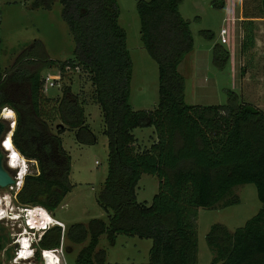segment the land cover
Segmentation results:
<instances>
[{"label":"trees","instance_id":"obj_1","mask_svg":"<svg viewBox=\"0 0 264 264\" xmlns=\"http://www.w3.org/2000/svg\"><path fill=\"white\" fill-rule=\"evenodd\" d=\"M52 1L32 0L30 7L49 9ZM181 1H136L142 46L157 65L154 109L133 110L129 103L132 61L126 32L118 24L117 0H60L61 18L74 43L73 58L46 55L41 57L43 67L31 70L28 64H36L40 55L29 50L0 74V112L9 107L16 115L12 145L37 168L24 177L17 193L20 203L54 212L74 186L71 158L60 134L73 131L82 145L96 142L86 123L85 98L70 85L60 87V96L47 97L42 68L57 69L60 80L69 69L87 73L108 139L107 172L96 196L107 220L92 218L87 225L73 223L63 231L53 226L41 236L40 248H57L62 236L73 244L88 238L73 264H103L104 250L95 251L99 237L106 235L113 245L116 235L124 234L151 240L147 264H197L198 210L238 204V196L229 195L232 188L251 183L263 207L233 231L220 223L211 225L205 241L214 253L212 264H264V112L238 101L233 91H228L225 104L185 103L178 66L193 49V35L179 12ZM243 7L246 21L264 18V0H259L256 15H247ZM201 34L214 38L209 31ZM33 44L43 47L39 40ZM212 54L220 69L230 59L221 42L212 46ZM52 122H57L55 133ZM137 127H153L156 139L148 148L138 147L132 134ZM142 174L158 179L149 205L136 200ZM2 247L0 236V251Z\"/></svg>","mask_w":264,"mask_h":264},{"label":"rangeland","instance_id":"obj_2","mask_svg":"<svg viewBox=\"0 0 264 264\" xmlns=\"http://www.w3.org/2000/svg\"><path fill=\"white\" fill-rule=\"evenodd\" d=\"M31 1L0 0V74L8 71L29 50L40 55L36 59L38 63L28 64L27 68L31 70L43 67L41 57L46 55L56 60L73 58L74 43L61 18L60 0H53L49 9H32ZM136 1L117 0L120 9L118 24L126 32V46L132 61L129 103L133 110H151L158 101L157 65L142 46ZM226 2V10L220 8V0H182L179 5V12L189 22L193 35V49L178 66L183 77L184 101L202 106L225 104L229 100L228 91H233L238 101L264 112V18L249 19L253 21L238 19L242 14V3L247 15H256L259 12V0ZM221 29L227 32V43L223 44L230 53V59L220 69L213 63L212 46L220 43ZM202 31L211 32L214 38L207 39L201 34ZM35 40H39L43 47L33 44ZM40 73L44 77L59 78L53 87L44 90L47 97L60 96V87L70 85L74 93L85 98L86 123L96 136L94 144L82 145L76 141L73 131L66 130L60 134L62 147L71 158L69 179L74 186L52 212L54 218L66 225H87L92 218L106 221L107 213L97 204L96 196L107 172L108 139L102 133L100 109L91 99L92 87L88 75L79 68L67 70L61 80L55 68H42ZM54 75L57 77H53ZM56 124L57 122L49 123L50 130L54 133ZM132 134L141 149L149 147L152 136L155 137L153 127H137ZM25 159L28 173H36L34 161ZM18 170H15V175ZM157 190V177L142 174L135 189L136 200L149 205ZM229 195H237L240 202L226 207L216 204L213 208L198 210L197 264H212L214 253L205 241L211 225L220 223L233 231L242 227L263 207L257 199L256 188L251 183L235 185ZM23 228L22 221H0V236L3 239L0 260L3 264L9 263L15 256L18 246L14 242ZM87 242L88 238L78 244L64 239L65 264H73L77 253ZM150 246V239L124 234L116 235L114 244L111 245L103 234L99 237L95 251L104 250L103 264H147ZM35 250L32 261L34 264H41V250L37 246Z\"/></svg>","mask_w":264,"mask_h":264},{"label":"built area","instance_id":"obj_3","mask_svg":"<svg viewBox=\"0 0 264 264\" xmlns=\"http://www.w3.org/2000/svg\"><path fill=\"white\" fill-rule=\"evenodd\" d=\"M226 33L227 32H226L225 29H221L220 32H219V39H220V42L222 44L223 43H227ZM58 79L52 78L50 76L45 77L44 84H43V89L46 90L47 87H53L54 86V82L57 81ZM6 111L7 112H10V111L13 112V118H6L4 116V113ZM0 117H3V118H5V119H7L9 121L10 129L13 131V129H14L15 125H16L14 111L12 109H10L9 107H4V108L1 109ZM8 133L9 132H7L4 135V139L1 142L2 146L5 143V140L7 138ZM9 156H11V155H9ZM18 175L17 176L13 175V181H14L13 184L6 186L5 187L6 189L5 188H0V190L3 191L2 195H4V196L12 195L15 199H17V193L21 189V187L23 185V181H24V177L22 175L21 176L19 175V178H18ZM4 189H5V191H4ZM0 193H2V192L0 191ZM18 205H19L20 210L24 213L25 224L28 227H30V228L33 227L32 232H31L32 236L35 235L34 231L36 229H38V232L40 233V235L43 234L47 230V228L49 226V224H48L49 221H52L51 223H54L56 226H60L62 228V230L64 229V227L62 225V222H60L59 220L57 221L56 219H52L49 211H47V209L45 207H43L41 205H25V204H22L20 202L18 203ZM46 212H47V218L46 219H44V220L43 219L36 220L37 217L33 219L32 215H38L39 214L38 216H42V214H44ZM0 214H1V211H0ZM23 231H26V229L24 228ZM16 243H17L18 247H17V250H16L15 254L16 253H20V252H24V250H25L24 243H26V237L24 235H20L16 239L15 244ZM38 243L36 244L37 246H38ZM52 250H56L58 253H60L61 258L63 259V236L61 237L60 245L57 248H54V249H42L41 250L42 259H44L46 257V253L52 252ZM15 258L16 257H13L12 260L10 261V263H15V262H12L13 260H15Z\"/></svg>","mask_w":264,"mask_h":264},{"label":"clouds","instance_id":"obj_4","mask_svg":"<svg viewBox=\"0 0 264 264\" xmlns=\"http://www.w3.org/2000/svg\"><path fill=\"white\" fill-rule=\"evenodd\" d=\"M15 113V112H14ZM3 118V117H2ZM16 120V119H15ZM10 126V124H9ZM15 128V127H14ZM14 130V129H13ZM10 131V130H9ZM8 131V132H9ZM13 132V131H12ZM7 133V132H6ZM12 135V134H11ZM3 147V146H2ZM16 149V148H15ZM7 152V151H6ZM12 154H15V156L17 157V159L21 162V165H17L15 168H10L9 169H12V170H17V173L16 175L19 174L21 168L24 169L23 171V174L22 176L25 177L26 174H28V167L26 166V159L25 157H23V155L16 149L15 151H10L9 153L7 152V156L9 155H12ZM7 161H8V158H7ZM22 165H24L22 167ZM15 175V174H13ZM3 193H0V211H1V214H0V220L2 219H9V220H12V221H17V220H21L24 224V228L26 229V233L23 235L26 237V245H27V251L29 252L30 256L32 257L33 256V253L35 251V246L36 244L39 242L40 240V237L43 235L38 232V229H36L34 232H35V235L32 236L31 232H32V228L28 227L26 224H25V216H24V213L20 210L19 208V201L18 199H15L12 195H7V196H4L2 195ZM17 200V201H16ZM12 205V206H11ZM11 206V207H10ZM10 207V208H9ZM47 211H49L47 209ZM50 213V212H49ZM51 215V213H50ZM43 217V218H42ZM39 216L36 218V220H41V219H46L47 218V212L43 214V216ZM53 217V216H52ZM49 226L47 228V230L53 226H56L54 223H50L48 222ZM28 230V231H27ZM46 230V231H47ZM64 230V229H63ZM62 230V231H63ZM40 256H41V253H40ZM42 259V257H41ZM24 261V260H23Z\"/></svg>","mask_w":264,"mask_h":264},{"label":"bare ground","instance_id":"obj_5","mask_svg":"<svg viewBox=\"0 0 264 264\" xmlns=\"http://www.w3.org/2000/svg\"><path fill=\"white\" fill-rule=\"evenodd\" d=\"M4 116L6 118H13V112H11V111L7 112L6 111L4 113ZM11 134H12V130L9 131V133L7 135V138L5 140V143L3 144L4 150L7 151L8 153L10 151L12 152V151L16 150L13 147L12 142H11ZM7 158H8V163L7 164H8V166L10 168H15L17 165H21V162L17 159L15 154H12L11 156H7ZM23 166L24 165H22V167ZM23 171H24V169L21 168V170L19 172L20 176L23 174ZM19 175H18V178H19ZM38 215H32L33 219L36 218V217H39ZM42 216H43V214H42ZM51 218L54 219L52 216H51ZM49 222L51 223L52 221H49ZM23 233H26V231H24ZM26 247H27V245L24 243V248H25L24 252L16 253L15 256H14L16 258L12 262L21 263L23 260H28V259L31 258V256H30L29 252L27 251ZM61 260H62V258H61L60 253H58L56 250H52V252L46 253V257L44 259H42V262H43V264H61Z\"/></svg>","mask_w":264,"mask_h":264},{"label":"water","instance_id":"obj_6","mask_svg":"<svg viewBox=\"0 0 264 264\" xmlns=\"http://www.w3.org/2000/svg\"><path fill=\"white\" fill-rule=\"evenodd\" d=\"M10 130L9 121L5 118H0V188H5L13 184V172L4 165V153L6 152L1 145L6 132ZM7 153V152H6ZM3 264V263H2ZM7 264H28L24 261L21 263H7Z\"/></svg>","mask_w":264,"mask_h":264},{"label":"flooded vegetation","instance_id":"obj_7","mask_svg":"<svg viewBox=\"0 0 264 264\" xmlns=\"http://www.w3.org/2000/svg\"><path fill=\"white\" fill-rule=\"evenodd\" d=\"M7 163H8V161H7V153L5 152V153H4V165H5L7 168H9V166H8ZM10 170H11V169H10ZM11 171H12L13 174H14L15 170H11ZM17 221H21V220H17ZM14 222H16V221H14ZM23 229H24V228H23ZM23 232H24V231L22 230V231L19 233V236H20V235H23ZM24 234H25V233H24ZM19 236H18V237H19ZM40 238H41V237H40ZM16 239H17V238H16ZM39 241H40V240H39ZM15 242H16V240H15ZM15 242H14V243H15ZM16 244H17V243H16ZM17 246H18V245H17ZM36 246H37V245H36ZM37 247H39V243H38V246H37ZM42 249H43V248H40V247H39V251L42 250ZM35 252H36V250L34 251L33 256H32L30 259H28V260H24V262H26V263H28V264H34L33 261H32V258L34 257ZM40 257H41V256H40ZM41 264H43V262H42Z\"/></svg>","mask_w":264,"mask_h":264},{"label":"crops","instance_id":"obj_8","mask_svg":"<svg viewBox=\"0 0 264 264\" xmlns=\"http://www.w3.org/2000/svg\"><path fill=\"white\" fill-rule=\"evenodd\" d=\"M227 7H228V4H227V2H226V0H223V9H227ZM238 19H244L243 18V15L242 14H240V16H239V18ZM0 20H1V18H0ZM54 77H57V75H54ZM156 139V136L154 137V136H152V142L154 141ZM148 148V147H147ZM144 149V148H143ZM50 212V211H49ZM51 213V216H53V218H54V213H52V212H50ZM55 219V218H54ZM61 222V221H60ZM62 225H63V227H65V223H63L62 222ZM61 264H65V262H64V260L62 259L61 260Z\"/></svg>","mask_w":264,"mask_h":264}]
</instances>
